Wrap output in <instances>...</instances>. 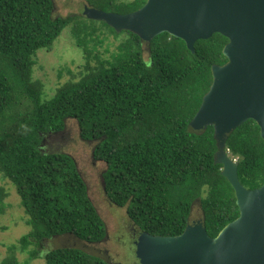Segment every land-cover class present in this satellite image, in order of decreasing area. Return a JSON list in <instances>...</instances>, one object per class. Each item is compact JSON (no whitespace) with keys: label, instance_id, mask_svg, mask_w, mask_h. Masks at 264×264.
<instances>
[{"label":"trees","instance_id":"trees-1","mask_svg":"<svg viewBox=\"0 0 264 264\" xmlns=\"http://www.w3.org/2000/svg\"><path fill=\"white\" fill-rule=\"evenodd\" d=\"M84 2L127 13L146 0ZM67 27L87 58L105 33L124 37L109 60L87 61L45 99L43 83L33 78V55L50 50ZM227 41L213 33L197 40L191 52L167 32L146 42L84 14L54 17L52 0H0V179L15 186L30 226L7 246L0 264H30L39 257L45 264H108L77 247L53 248L42 256L37 249L59 235L88 243L106 235L72 156L40 150L41 134L62 130L68 118L77 121L82 139L97 141L92 155L105 163L104 192L111 203L126 207L140 232L181 233L196 202L211 237L235 219L233 188L214 162L213 127L195 131L189 126L210 87L211 66L227 60L222 52ZM226 149L237 160L241 183L260 186L264 140L257 123L248 119L227 134ZM7 196L0 186V215ZM17 252L27 253V259L20 261Z\"/></svg>","mask_w":264,"mask_h":264},{"label":"water","instance_id":"water-1","mask_svg":"<svg viewBox=\"0 0 264 264\" xmlns=\"http://www.w3.org/2000/svg\"><path fill=\"white\" fill-rule=\"evenodd\" d=\"M83 14L146 42L167 32L191 52L197 40L213 33L227 38L222 49L227 60L211 66L210 87L189 126L195 131L213 127L214 162L233 188L239 215L213 237L200 221L173 236L140 232L135 255L138 264H264V181L245 187L237 160L226 149L227 134L248 119L257 123L264 140V0H146L127 13L86 5Z\"/></svg>","mask_w":264,"mask_h":264},{"label":"rangeland","instance_id":"rangeland-1","mask_svg":"<svg viewBox=\"0 0 264 264\" xmlns=\"http://www.w3.org/2000/svg\"><path fill=\"white\" fill-rule=\"evenodd\" d=\"M53 16L83 14L86 3L84 0H52ZM102 45H98L90 57L78 47L65 28L54 42L50 50L42 48L33 55V78L39 79L44 85L45 99L53 96L56 87L77 75L87 61L97 65L98 60H109L117 50L118 43L123 39L121 34L115 37L105 33ZM144 52L146 45L144 44ZM72 73L73 75H71ZM97 141L84 140L80 137L79 126L75 119L68 118L60 131L41 134L40 150L43 153L64 152L72 156L79 174L87 185V194L106 225L105 238L98 243H88L73 235L65 234L46 239L37 247L40 256L47 250L58 247H77L92 255L102 258L108 264H138L135 255L134 240L140 231L130 221L126 207H119L109 201L105 192L102 174L105 163L96 160L92 151ZM0 186L8 191L7 208L0 215V260L6 255L8 245L15 243L30 230L26 223L27 216L20 203L15 186L7 179H0ZM201 209L196 202L189 215V221H200ZM20 261L27 259V253L17 252ZM30 264H45L42 257L31 259Z\"/></svg>","mask_w":264,"mask_h":264},{"label":"flooded vegetation","instance_id":"flooded-vegetation-1","mask_svg":"<svg viewBox=\"0 0 264 264\" xmlns=\"http://www.w3.org/2000/svg\"><path fill=\"white\" fill-rule=\"evenodd\" d=\"M189 220H188V224H195L197 222V221L196 222L195 221L190 222ZM134 242H135V240H134Z\"/></svg>","mask_w":264,"mask_h":264}]
</instances>
